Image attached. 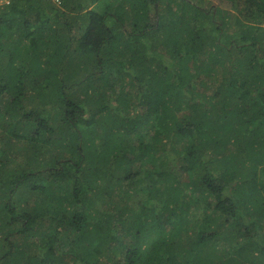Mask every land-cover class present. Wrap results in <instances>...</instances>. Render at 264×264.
Returning a JSON list of instances; mask_svg holds the SVG:
<instances>
[{
  "label": "trees",
  "instance_id": "16d2710c",
  "mask_svg": "<svg viewBox=\"0 0 264 264\" xmlns=\"http://www.w3.org/2000/svg\"><path fill=\"white\" fill-rule=\"evenodd\" d=\"M216 1L0 0V264H264V0Z\"/></svg>",
  "mask_w": 264,
  "mask_h": 264
},
{
  "label": "rangeland",
  "instance_id": "374dc122",
  "mask_svg": "<svg viewBox=\"0 0 264 264\" xmlns=\"http://www.w3.org/2000/svg\"><path fill=\"white\" fill-rule=\"evenodd\" d=\"M2 2H3V1H2ZM221 2L224 3V1H221ZM215 3L218 4L219 1L217 2V1L215 0ZM234 7H235V4H231V6H229V8H230V9L232 8V9H231V10L229 9V10L232 11V12L234 13V15H237V13H236L235 11H233V8H234ZM233 19H234V18H233ZM233 22H234V21H233ZM190 28H193V29H194L195 27H194L192 24H190L186 29H190ZM47 160H48V163H49V162H51V161H53V160H56V158H55V157H54V158L52 157V158H48ZM15 240H16V241H20L21 239H15ZM7 251H8V250H7Z\"/></svg>",
  "mask_w": 264,
  "mask_h": 264
},
{
  "label": "built area",
  "instance_id": "2783aa9c",
  "mask_svg": "<svg viewBox=\"0 0 264 264\" xmlns=\"http://www.w3.org/2000/svg\"><path fill=\"white\" fill-rule=\"evenodd\" d=\"M51 1H54V2H56V3H60L59 0H51Z\"/></svg>",
  "mask_w": 264,
  "mask_h": 264
},
{
  "label": "clouds",
  "instance_id": "9594fccd",
  "mask_svg": "<svg viewBox=\"0 0 264 264\" xmlns=\"http://www.w3.org/2000/svg\"><path fill=\"white\" fill-rule=\"evenodd\" d=\"M48 1H51V0H48ZM52 2H54V1H52Z\"/></svg>",
  "mask_w": 264,
  "mask_h": 264
}]
</instances>
